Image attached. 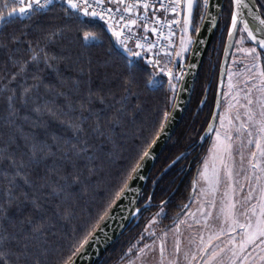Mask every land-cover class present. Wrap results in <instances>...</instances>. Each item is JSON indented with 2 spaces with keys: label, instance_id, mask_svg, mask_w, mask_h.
Returning <instances> with one entry per match:
<instances>
[{
  "label": "snow or ice",
  "instance_id": "1",
  "mask_svg": "<svg viewBox=\"0 0 264 264\" xmlns=\"http://www.w3.org/2000/svg\"><path fill=\"white\" fill-rule=\"evenodd\" d=\"M202 29L225 60L206 126L152 181L196 153L170 214L173 194L154 203L140 182L172 140ZM142 65L164 93L150 110ZM145 211L122 264H264V0H0V264H77Z\"/></svg>",
  "mask_w": 264,
  "mask_h": 264
},
{
  "label": "trees",
  "instance_id": "2",
  "mask_svg": "<svg viewBox=\"0 0 264 264\" xmlns=\"http://www.w3.org/2000/svg\"><path fill=\"white\" fill-rule=\"evenodd\" d=\"M227 3V0H226ZM30 22H20L17 21L6 29V32L12 31H22L25 30V24ZM219 30L217 32V37L215 38L213 44L211 45V49L207 55V59L202 67V71L198 76L197 83L194 90V96L190 103V107L185 115L184 120L181 125L178 127L176 134L173 136L172 140L165 147L163 153L159 157V159L155 162V166L150 174V178L146 184V188L144 190V194L147 195L150 192H155L154 203H159L161 199H167L169 194L173 192V190L177 187L178 182L184 175V172L187 170L189 166V159L182 160L175 166H173L170 170L163 174V178L159 181V183L153 185L152 181L156 179L161 174V169L164 168L165 164L169 161L170 158H173L179 151H183L186 145L189 143L188 136L192 132L193 129V121L196 122L195 127L197 129L201 128L205 125V121L210 119L209 113L214 105V94L216 93L217 86V74L219 71L220 62L222 59L223 46L218 43ZM57 52L60 51V48L56 49ZM190 52V51H189ZM92 54L95 56L100 54L103 56V51L99 48L92 49ZM189 55V53L187 54ZM188 60H185V64ZM213 68L215 69V76L213 79V84L209 90V100L206 107L200 108L198 107L199 99L203 95V88L206 83H209V78L212 73ZM120 69H123V66L120 65ZM67 74V70L63 68ZM111 71V69H109ZM152 69L148 65H142L141 69L138 71V79L140 83V97L139 102L146 106V110H150L153 106L163 103L164 93L162 90L154 91L152 87L147 83L149 74ZM54 78V77H50ZM99 107V105H97ZM54 129L58 131V126L54 125ZM122 131V130H121ZM131 127H129V135H131ZM208 147V144L205 143L203 149H200L201 153ZM195 171V166H191V171H189V175L182 181L180 184V188L177 193L172 198V205H170V214L171 211L175 210V205L186 201L188 196V185L189 179L192 172ZM94 193L89 192L88 195H84L82 193H76L79 196L81 204H85L89 201V197ZM155 211V209H153ZM148 212H142L139 216L138 223H134L131 225L124 234L113 244L110 250L104 255V257L97 264H121L122 254L126 251L129 243L133 241V239L140 232L141 228L144 225L146 218L148 217ZM167 223V221H165ZM58 228H62V225H58ZM123 263H126L124 261Z\"/></svg>",
  "mask_w": 264,
  "mask_h": 264
},
{
  "label": "water",
  "instance_id": "3",
  "mask_svg": "<svg viewBox=\"0 0 264 264\" xmlns=\"http://www.w3.org/2000/svg\"><path fill=\"white\" fill-rule=\"evenodd\" d=\"M222 2L226 3V0H222ZM217 32L218 30H214L213 32H208L205 29L201 30V37L205 40V43L203 45H200L198 48V55H193L192 51L189 52V60H191L193 63L196 64V67L194 69L191 70V74H189L186 77L187 80V84L188 87L190 89L189 92H186L183 94V98H184V105L182 106V108L180 110L177 111L176 114V119L173 121V124L171 125V132L170 135L173 136L176 134V131L178 130V127L181 125L182 121L185 118V115L190 107V103L192 101V98L194 96V90H195V86H196V81L198 79V76L201 73V69L206 61V57L211 49V45L213 44L215 38L217 37ZM231 51V49H230ZM222 59L220 62V65L222 62H224L225 57H224V52L222 53ZM229 62H231V58L229 57ZM189 61L186 62L185 65L188 64ZM185 71H189L187 69V67L185 68ZM214 72L215 69L213 68V71L210 75L209 78V83L212 86L213 83V77H214ZM220 66H219V74H218V79L217 81L220 79ZM226 80V78H225ZM226 84V83H225ZM225 87V85H224ZM211 88V87H210ZM217 92V86H216V91ZM208 97H209V93H208ZM170 142V141H169ZM169 142L166 145H163L161 148H158V157L155 161H152L149 163L148 165V169L146 172V175L148 176V179L146 181L140 182L143 185V192L145 190V186L150 178V174L155 166V162L159 159V157L161 156V154L163 153L165 147L169 144ZM200 151V150H199ZM192 161V160H191ZM191 168V164L189 165V167L187 168V170L184 172V175L182 176V178L180 179V181L177 184V187L173 190L172 194L173 196L177 193V191L180 188V184L182 183V181L189 175V169ZM127 203V201L125 202ZM127 215V214H126ZM139 218H134L132 216H128V219L126 221H119V219L114 222L112 224V227L108 229L109 231V239L107 241L102 242L97 248L95 249H89V254L80 258L79 260H77V264H97L103 257L104 255L110 250V248L113 246V244L124 234V232L134 223H138ZM123 223V227H120L119 225Z\"/></svg>",
  "mask_w": 264,
  "mask_h": 264
},
{
  "label": "flooded vegetation",
  "instance_id": "4",
  "mask_svg": "<svg viewBox=\"0 0 264 264\" xmlns=\"http://www.w3.org/2000/svg\"><path fill=\"white\" fill-rule=\"evenodd\" d=\"M213 71V70H212ZM216 72V71H215ZM215 72H214V76H215ZM218 74H219V71H218ZM218 74H217V79H218ZM214 79V77H213ZM213 81V80H212ZM217 81V80H216ZM218 82V81H217ZM213 84V83H212ZM201 152V151H200ZM196 155V153H193L191 156H190V159H189V165L191 164V166H193L194 164H192V161H193V158L194 156ZM192 160V161H191ZM189 167V166H188ZM187 167V168H188ZM123 264H126V263H123Z\"/></svg>",
  "mask_w": 264,
  "mask_h": 264
},
{
  "label": "rangeland",
  "instance_id": "5",
  "mask_svg": "<svg viewBox=\"0 0 264 264\" xmlns=\"http://www.w3.org/2000/svg\"><path fill=\"white\" fill-rule=\"evenodd\" d=\"M237 55H240V54H237ZM233 70L235 71L236 68H235V65H233ZM237 77H234V79H236ZM227 89V84H225V90ZM237 160H239V157H237ZM122 264V263H121Z\"/></svg>",
  "mask_w": 264,
  "mask_h": 264
},
{
  "label": "built area",
  "instance_id": "6",
  "mask_svg": "<svg viewBox=\"0 0 264 264\" xmlns=\"http://www.w3.org/2000/svg\"><path fill=\"white\" fill-rule=\"evenodd\" d=\"M176 40H177V43H178V40H179V34H177Z\"/></svg>",
  "mask_w": 264,
  "mask_h": 264
}]
</instances>
